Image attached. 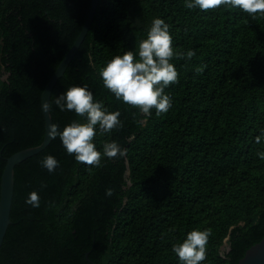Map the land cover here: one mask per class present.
Here are the masks:
<instances>
[{"label":"trees","instance_id":"16d2710c","mask_svg":"<svg viewBox=\"0 0 264 264\" xmlns=\"http://www.w3.org/2000/svg\"><path fill=\"white\" fill-rule=\"evenodd\" d=\"M89 4L0 0V177L7 156L41 142V91ZM156 16L169 25L174 51L194 55L171 58L178 73L164 89L171 106L145 118L103 86L99 68L113 55L135 54ZM80 84L119 109L122 126L97 133V149L114 139L127 152L85 166L57 136L18 162L0 264H179L171 244L203 227L212 232L200 264H235L264 235V159L257 155L264 142L255 140L264 128V15L187 9L183 0H98L49 102ZM49 111L60 128L84 119L54 103ZM47 154L58 160L52 172L40 164ZM32 190L39 207L25 203ZM226 236L229 248L221 250Z\"/></svg>","mask_w":264,"mask_h":264},{"label":"clouds","instance_id":"9594fccd","mask_svg":"<svg viewBox=\"0 0 264 264\" xmlns=\"http://www.w3.org/2000/svg\"><path fill=\"white\" fill-rule=\"evenodd\" d=\"M187 9L201 10L223 7L225 9H239L250 16L264 15V0H183ZM169 25L159 16L153 17L147 29L146 36L139 40L135 54L126 50L122 54L113 55L99 68V76L103 86L113 96L129 105L147 117L155 110L156 114L166 112L171 106V96L165 92L170 83H175L178 77L177 69L171 62L173 56L191 58L192 49L184 52L174 51ZM203 66L196 67L199 73ZM54 103L60 111L72 110L81 120H71L62 128L52 123L49 126L50 138L59 137L65 152L72 154L77 162L85 166H98L101 156L107 158L124 157L127 149L116 140H107L102 145V152L97 149L93 137L97 133H110L112 129L120 128L119 109L109 110L99 100L93 98V93L87 84L72 85L56 95L54 101L42 98L41 107L50 109ZM143 123L142 120L137 121ZM257 143L264 142V128L255 137ZM264 159V150L257 153ZM40 164L48 172H52L58 165V160L47 154L40 160ZM112 188L105 189V195H112ZM25 203L32 207H39L40 196L35 190L28 193ZM212 229L210 227L193 228L188 230L183 239L171 244V251L176 254L179 264H200L206 258V244Z\"/></svg>","mask_w":264,"mask_h":264},{"label":"water","instance_id":"95a60500","mask_svg":"<svg viewBox=\"0 0 264 264\" xmlns=\"http://www.w3.org/2000/svg\"><path fill=\"white\" fill-rule=\"evenodd\" d=\"M98 0H90L89 8L86 17L81 25V28L74 39L73 43L70 45L68 50L64 53L61 60L58 62L54 71L52 72L49 80L44 85L40 94V106L42 98L48 100L50 99V94L56 80L63 74L69 61L75 54L77 48L82 42L93 18L94 10ZM41 112L44 120V134L40 143L19 149L5 159V165L3 167L1 177H0V245L10 222L9 213L11 200L13 195V182H14V166L22 161L23 159L35 154L45 148L50 142L51 138L48 135L49 126L52 124L51 115L49 109H43L41 107ZM227 236L224 238L220 249H228ZM95 264V263H94ZM235 264H264V235L255 243L251 244L244 251L243 255L236 261Z\"/></svg>","mask_w":264,"mask_h":264},{"label":"rangeland","instance_id":"374dc122","mask_svg":"<svg viewBox=\"0 0 264 264\" xmlns=\"http://www.w3.org/2000/svg\"><path fill=\"white\" fill-rule=\"evenodd\" d=\"M222 250H224V249H222Z\"/></svg>","mask_w":264,"mask_h":264}]
</instances>
